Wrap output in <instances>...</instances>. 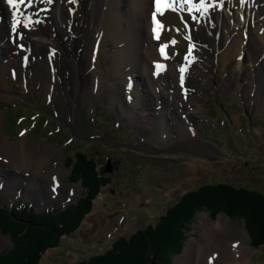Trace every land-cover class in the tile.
<instances>
[{
	"label": "bare ground",
	"instance_id": "bare-ground-1",
	"mask_svg": "<svg viewBox=\"0 0 264 264\" xmlns=\"http://www.w3.org/2000/svg\"><path fill=\"white\" fill-rule=\"evenodd\" d=\"M105 1L76 0L72 3L70 0H33L31 7L20 5L17 9L18 19H22L19 16L22 9L31 15L33 21H39L31 28L18 26V31L23 32L21 39L12 31L13 7L6 0H0V49L8 50L0 58V108L20 103L24 99L22 94L34 84L40 89H47V100L59 97L67 108L74 111L73 122L76 124L85 100V94L79 92V78L84 77L88 69H83L80 63L76 64L73 54L79 50L83 54L88 47L79 45V48L73 49V41L79 37L81 41L96 43L95 35L100 30L99 35L104 42L118 39L124 47L118 56L111 55L103 67H96L87 75L92 84L91 90L117 104L122 110L120 117L127 119V123L135 122L136 127L134 125L132 129L145 131L148 137L144 138L152 145L191 140L193 122L197 123V116L200 121L206 117L203 106L198 108L188 97L193 92L185 86L190 74L209 82L213 81L216 70H226L227 80L220 92L227 99L234 97L233 92H240L246 97L252 94L256 112L264 113V0H244L243 4L241 0H215L214 9L210 8L208 13H193L203 18L198 20H192V14L187 11L177 13L166 9L160 15L156 0H125L124 5H121L122 0H111L110 10ZM195 2L198 4L199 0ZM187 7L184 6L185 9ZM95 8L101 19L95 16ZM223 9H226V13L222 12ZM240 10L245 11V16L239 15ZM154 12L157 14L156 19L169 30H162L154 24ZM53 15L57 18L56 24ZM180 16L188 22V27H185ZM103 19H112V22L109 26H102ZM120 20L127 24L124 30L117 27ZM79 22L87 29L83 35L80 34ZM221 27L227 29L222 31ZM157 33L159 39L156 38ZM57 35L65 43H58L55 38ZM189 35L191 40L186 39ZM221 37L225 39L220 44L224 53L216 60L213 49L220 48ZM173 39L175 44L171 43ZM165 44L168 45L164 49L167 58L171 54L173 60L177 61L171 65L169 63V66V59L161 54V46ZM190 44L194 45L191 50ZM179 48L185 51V55L178 52ZM53 54H57V57ZM245 54L249 56V64L236 62ZM192 59H195L194 64L191 63ZM29 60L33 61L31 65ZM157 64L164 67L158 69ZM184 64L188 67L185 66L182 74L180 69ZM31 66H34L35 71ZM99 70L104 73L103 77L96 74ZM169 74L170 84L166 82ZM253 75L258 78L257 82L251 81ZM133 77L138 80L135 86L136 79ZM16 79H20L22 96L10 84ZM169 103L175 106L171 105L170 108ZM61 157L58 152L42 145L22 141L11 143L0 139V186H9L11 190L35 189L43 197L41 201L49 202L59 194L58 185H63L57 177L58 173L54 175L58 171L65 174L62 165L56 163ZM4 167L13 169L14 175L5 177ZM18 172L26 174L17 175ZM31 172L54 176L49 180L47 178L46 182L30 175ZM231 223L225 216L220 217L215 224L200 216L193 232L194 239L181 257L182 264H217L221 261L227 264H249L252 254L248 245L249 237L246 232L240 234ZM241 243H247L248 248L239 246ZM1 244L0 250L3 248Z\"/></svg>",
	"mask_w": 264,
	"mask_h": 264
},
{
	"label": "rangeland",
	"instance_id": "rangeland-1",
	"mask_svg": "<svg viewBox=\"0 0 264 264\" xmlns=\"http://www.w3.org/2000/svg\"><path fill=\"white\" fill-rule=\"evenodd\" d=\"M124 1L122 0L121 5L125 4ZM105 4L110 10L111 0H106ZM95 12V16L101 19L96 8ZM222 12L226 13V9ZM248 12L251 13L249 10ZM89 13L93 14L92 11ZM245 14V11L240 10V16ZM53 22L57 23L55 15ZM111 22L112 19H103L101 25L109 26ZM126 26L121 20L117 22L118 29L122 27L124 30ZM221 28L222 31L227 29ZM79 29L81 35L86 33L87 29L81 22ZM99 31L95 35L96 43L90 40L88 43L86 40L81 41L79 37L73 41V49L79 48V45L88 47L83 54L82 50L73 54L76 64L80 63L83 69H88L84 77L79 78V92L85 94V100L77 115L76 124L73 122L75 112L67 108L59 97L47 100V89H40L41 87L34 84L23 93L20 79L10 84L24 99L20 103L0 108V139L11 143L22 141L42 145L58 152L62 157L56 163L62 165L65 173L58 171L54 174L58 173L57 177L63 185H58L59 194L49 202L41 201L43 197L35 189L28 191L21 188L16 191L9 186H0V209L11 218L14 217L12 209L20 214L24 206H28L36 214H43L59 210L64 212L67 208L78 205L86 197L87 191L79 180L80 176L68 165V160L75 159L79 152H84L95 160L97 171L106 181L82 225L74 233L64 237L56 247L48 250L42 264H80L93 257L105 255L116 242L130 239L137 231L155 226L171 208L181 203L189 194L208 185L227 184L264 195V113L256 112V102L252 94L246 97L237 91L236 94L233 92V98L227 99L220 92L228 75L223 69L216 70L213 81L209 82L199 76L196 79L190 74L185 86L188 91L195 93H189L188 97L198 108L203 106L206 117L200 121L197 116L196 124L192 121L194 126L191 140L152 145V142L147 141L148 134L145 131L132 129L134 125L136 127L135 122L127 123V119L120 117L122 110L117 104L91 90L92 84L87 75L96 67H103L111 55L118 56L124 47L118 39L104 42ZM218 37L220 38V34ZM55 38L58 43H65L60 35ZM222 42H225L223 37L219 41V47ZM180 49L182 48L178 52L185 55V51ZM0 51V58L4 57V52H8L6 49ZM213 52L216 60L224 53L221 47L213 49ZM87 54L89 56L83 58ZM53 55L57 57V54ZM248 57V54L242 55V59L236 62L249 64ZM167 59L168 66L169 63L171 65L172 62H177L171 54ZM194 60L192 59V64L195 63ZM32 63L29 60V65ZM185 66L187 65H182L184 69ZM31 67L33 69L34 66ZM96 74L98 77L104 75L101 70ZM133 78L136 79L135 86L138 80ZM167 78L166 82L170 84V74ZM257 80L255 75L251 77V81ZM171 105L175 106L169 103L170 108ZM109 165L113 167V172L105 173V168ZM4 172L5 177L14 175V170L9 167H4ZM19 173L26 174L18 172L17 175ZM29 174L46 182L47 178L49 180L54 176L44 173L36 175L32 172ZM51 192L55 194L53 190ZM200 216L212 224L217 223L222 216L227 217L233 228L240 234L246 232L249 237L248 245L252 250L249 264H264V246L258 248L254 245L244 217H233L222 210L217 211L214 216L207 208L196 212L186 226L185 241L180 251L171 256L166 254L161 257L163 255L159 254L156 258L158 261L153 264L183 263L181 257L194 239L193 232ZM234 233L240 236L237 232ZM0 243L3 246L0 256L15 247L11 235L4 233L2 229ZM241 245L248 248L247 243L239 246ZM217 264L227 262L221 261Z\"/></svg>",
	"mask_w": 264,
	"mask_h": 264
},
{
	"label": "trees",
	"instance_id": "trees-1",
	"mask_svg": "<svg viewBox=\"0 0 264 264\" xmlns=\"http://www.w3.org/2000/svg\"><path fill=\"white\" fill-rule=\"evenodd\" d=\"M68 165L80 176L86 197L64 212L36 214L24 206L20 214L12 209L11 218L0 209V229L11 235L15 245L13 250L2 253L0 264H42L47 251L74 233L88 217L106 181L97 171L95 160L84 152L69 158ZM201 208L211 210L214 216L222 210L233 217H244L254 245L264 246V195L227 184L208 185L189 194L155 226L137 231L130 239L116 242L105 255L80 264H153L159 254L164 257L178 253L185 241L186 226Z\"/></svg>",
	"mask_w": 264,
	"mask_h": 264
},
{
	"label": "snow or ice",
	"instance_id": "snow-or-ice-1",
	"mask_svg": "<svg viewBox=\"0 0 264 264\" xmlns=\"http://www.w3.org/2000/svg\"><path fill=\"white\" fill-rule=\"evenodd\" d=\"M7 4L9 6L13 7V23H12V31L21 39L23 38V32L18 31V26H22L23 28H31L34 27L36 23H39V21H33L31 19V15L25 13L22 9L19 12V16L22 17V19L17 18V9L19 8L20 5L26 4L27 7H31L33 0H6ZM51 2V0H49ZM70 2L75 3L76 0H70ZM241 3H244V0H241ZM156 5H157V12H159L160 15L164 14V11L166 9H171L174 12L179 13L180 11H187L190 14H192V20H198V17L194 15L193 13L195 12H203V13H208L209 9H214L215 7V0H199V3L197 4L195 0H156ZM177 5L179 7H177ZM185 5H188L186 9L184 8ZM222 7V2L221 5ZM156 12L153 13V21L154 24L158 25L160 29L162 30H169L165 29L164 24L156 19ZM180 19L184 22L185 27H188V22L184 20L183 16H180ZM154 31L156 29L154 28ZM176 31H179V29H176ZM157 39H159V33H157ZM186 39L191 40V36H187ZM172 44H175L176 41L173 39L171 41ZM168 45H162L161 46V54L165 55V58H167L166 53L164 52V49ZM20 47H23V45H20ZM194 47V45L190 44V50L191 48ZM27 59V57L25 58ZM164 66L157 64L158 69H162ZM184 68L181 67L180 72L183 74ZM181 82H183V75H181Z\"/></svg>",
	"mask_w": 264,
	"mask_h": 264
},
{
	"label": "water",
	"instance_id": "water-1",
	"mask_svg": "<svg viewBox=\"0 0 264 264\" xmlns=\"http://www.w3.org/2000/svg\"><path fill=\"white\" fill-rule=\"evenodd\" d=\"M112 172H113V167L111 165L105 168V173H112Z\"/></svg>",
	"mask_w": 264,
	"mask_h": 264
}]
</instances>
